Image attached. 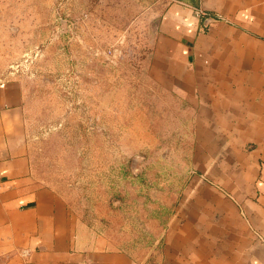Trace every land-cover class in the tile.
I'll return each instance as SVG.
<instances>
[{
    "label": "rangeland",
    "instance_id": "rangeland-1",
    "mask_svg": "<svg viewBox=\"0 0 264 264\" xmlns=\"http://www.w3.org/2000/svg\"><path fill=\"white\" fill-rule=\"evenodd\" d=\"M164 0H0V82L22 87L39 180L143 264L190 184L192 112L156 75Z\"/></svg>",
    "mask_w": 264,
    "mask_h": 264
},
{
    "label": "crops",
    "instance_id": "crops-1",
    "mask_svg": "<svg viewBox=\"0 0 264 264\" xmlns=\"http://www.w3.org/2000/svg\"><path fill=\"white\" fill-rule=\"evenodd\" d=\"M156 75L192 112L195 174L160 264H264V0H164ZM0 264H143L34 172L22 87L0 82Z\"/></svg>",
    "mask_w": 264,
    "mask_h": 264
},
{
    "label": "trees",
    "instance_id": "trees-1",
    "mask_svg": "<svg viewBox=\"0 0 264 264\" xmlns=\"http://www.w3.org/2000/svg\"><path fill=\"white\" fill-rule=\"evenodd\" d=\"M198 0H190V2H192L193 4H197Z\"/></svg>",
    "mask_w": 264,
    "mask_h": 264
}]
</instances>
